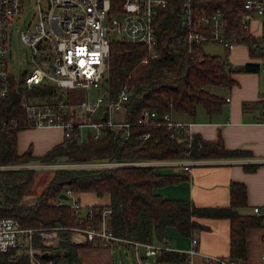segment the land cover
Returning a JSON list of instances; mask_svg holds the SVG:
<instances>
[{
  "label": "trees",
  "instance_id": "obj_1",
  "mask_svg": "<svg viewBox=\"0 0 264 264\" xmlns=\"http://www.w3.org/2000/svg\"><path fill=\"white\" fill-rule=\"evenodd\" d=\"M244 0H198L205 10L220 7L225 12L230 32H239V20ZM172 3L162 9L157 18L159 56L149 59L146 46L123 40H113L109 53V96L114 97L124 84L134 87L126 102L125 119L131 122V132L126 138L114 136L107 130L99 139L89 137L85 142L63 139L42 155H33L30 149L19 153L16 147L17 133L21 127L9 126L0 130V164H21L36 160L40 163H64L87 161H138L170 159L183 156L210 158L237 153L225 149L221 138L202 140L193 136L186 146L184 131H171L163 124L142 126L136 123L140 109L185 112L195 115L197 105L209 112L219 109L223 98L213 93L211 86H225L233 82L234 68L219 55L205 53L201 46L190 50L181 47L173 52L169 48L173 37L183 32L182 21ZM252 44L253 38H244ZM246 70L255 69L247 64ZM58 93L55 85L41 83L28 91L29 95L51 97ZM19 94L12 87L9 94L0 98V123L2 120L19 119L22 110ZM149 132L146 139L141 134ZM34 168L0 169V216H13L25 227H57L60 241L57 246L42 245L52 264H80L77 247L92 245L72 244L67 240L69 227L75 224V215L67 204L56 205L55 199L64 188L76 195L91 191L97 195L109 193L111 208L107 223L113 233L140 242L162 240L168 226H174L182 235H191L202 227L199 217H227L230 219V254L246 257L244 231L249 226L261 224L262 216L241 214L237 207L245 203L246 187L243 183L230 184L228 206H197L190 199L165 197L156 187L176 182L182 174L160 171L153 165H111L96 167H56L47 185L32 204H24L22 198L34 180ZM96 206L95 220L101 209ZM40 245L39 240L34 242ZM53 249L54 251H52ZM67 252V253H66ZM11 251L0 253V264H30L27 255L11 258ZM185 254L176 250L161 249L154 256L153 264H168L185 260Z\"/></svg>",
  "mask_w": 264,
  "mask_h": 264
},
{
  "label": "built area",
  "instance_id": "obj_2",
  "mask_svg": "<svg viewBox=\"0 0 264 264\" xmlns=\"http://www.w3.org/2000/svg\"><path fill=\"white\" fill-rule=\"evenodd\" d=\"M24 0H0V98L9 94L12 87L19 94L22 116L18 119L2 120L0 130L9 126L23 128L60 127L63 138L85 142L89 137L101 138L107 130L114 136L128 137L131 122L125 119L126 102L134 91L129 84L122 85L114 97L109 96V53L113 40L140 43L147 47L149 59L159 56L157 18L162 9L172 3L182 21L183 32L173 37L169 48L175 52L181 47L190 50L204 43L221 44L226 55L246 36L253 35L251 21L259 24L256 55L258 72L264 80V0H244L243 12L239 20V32H230L222 8L205 10L198 0H35L36 20L25 29H19L20 40L31 47V70L13 73L8 68L7 30L10 20L19 17ZM41 83L55 85L58 93L47 98L29 95L28 91ZM65 87H97L101 93L93 98L70 103L60 89ZM228 99V98H227ZM106 112V116H104ZM119 113L121 118L113 117ZM264 121V95H263ZM136 123L142 126L163 124L170 130L184 131L185 145L190 146L193 134L188 123L175 120L170 110L158 113L155 109H140ZM83 127H89L87 136L81 134ZM149 132L140 135L148 138ZM170 159L138 161H87L64 162L60 167H96L121 164L176 166L182 165L189 171L195 159L187 156ZM57 164V163H56ZM23 164H0V169L22 168ZM55 199L56 205L67 204L75 215V224L69 227L67 240L76 245L88 242L97 246L116 247L133 244L135 256L141 264L138 246L143 247L144 256H154L166 246L153 242H140L119 236L109 228L107 219L111 212L104 206L95 220L96 207L83 204L69 188ZM252 212L264 219V207L253 206ZM39 240L40 245L34 242ZM57 227H25L13 216H0V253L9 252L11 258L27 255L30 264H42V245L54 247L60 241ZM197 239L192 238L187 253L196 251ZM264 245V233H263ZM264 258V253H263ZM45 264H52L48 259ZM205 264H246L244 260L232 256H205Z\"/></svg>",
  "mask_w": 264,
  "mask_h": 264
},
{
  "label": "crops",
  "instance_id": "obj_3",
  "mask_svg": "<svg viewBox=\"0 0 264 264\" xmlns=\"http://www.w3.org/2000/svg\"><path fill=\"white\" fill-rule=\"evenodd\" d=\"M253 30L252 44L247 41L236 44L227 56L221 44L219 55L231 67L233 82L225 86H211L209 89L221 96L223 102L219 109L209 112L203 105H197L194 116L185 112L171 111L175 120L188 123V130L193 136L202 140L222 139L225 149L237 153L214 156L210 158H193L189 171L182 165H176L165 172L184 175L176 182L160 185L156 191L165 197L190 199L197 206H228L230 204V184L243 183L246 187L245 203L236 209L241 214L255 215L253 206L264 207V121L263 95L264 80L258 72L259 63L256 55L259 52L257 39L259 24L256 19L251 21ZM206 53V52H205ZM210 54V53H208ZM247 64L255 69L246 70ZM228 98V99H227ZM60 127H37L19 130L16 147L19 153L26 151L30 144L33 155H42L55 144L63 141ZM38 196V194H37ZM34 200L27 201L32 204ZM78 198L86 205H107L109 193L97 195L91 191L80 192ZM202 227L195 228L191 235H182L174 226L166 227L162 240L153 243L166 246L185 254V264H205V256L229 257L230 254V219L227 217H199ZM264 219L261 224L249 226L244 231L246 257L239 258L246 264H264ZM197 239L196 251L187 253L192 238ZM161 243H158L160 242ZM132 247L123 244L116 247ZM115 247L84 245L77 247L80 264H110ZM138 246L139 255L142 257ZM155 256V255H154ZM136 257V256H135ZM234 257V256H232ZM238 258V257H235ZM29 260V259H28ZM154 260V258H153ZM30 263V262H29ZM172 262L168 264H176Z\"/></svg>",
  "mask_w": 264,
  "mask_h": 264
},
{
  "label": "rangeland",
  "instance_id": "obj_4",
  "mask_svg": "<svg viewBox=\"0 0 264 264\" xmlns=\"http://www.w3.org/2000/svg\"><path fill=\"white\" fill-rule=\"evenodd\" d=\"M35 0H24L23 9L19 17H15L10 20L7 30L8 48L10 54L8 56V68L10 72L21 73L23 70L28 72L31 70V47L23 43L19 38V29H25L29 23H33L36 18ZM202 50L206 53L216 54L220 52V46L213 43H204L201 46ZM62 95L69 100L70 103L79 102L81 99L90 98L93 99L101 93V89L97 87L81 88V87H65L60 89ZM113 117L121 118L119 113H112ZM32 128H23L21 130H29ZM91 129L89 127H83L81 134L87 136V132ZM28 149L33 151V145L30 144ZM22 168H34V180L29 185L25 195L22 198V202L27 204V201L34 200V198L41 192V190L47 185L49 179L52 177L53 170L56 167H60L59 163H40L36 160L30 162L21 163ZM173 166H155L157 170L168 171ZM16 168V167H15ZM158 243H161L158 242ZM80 247V246H78ZM54 251L53 249H51ZM140 253L143 254V249L140 248ZM154 256L142 257L141 264H153ZM110 264H139L133 248L128 246L115 247L112 253V260ZM176 264H185L184 262Z\"/></svg>",
  "mask_w": 264,
  "mask_h": 264
},
{
  "label": "water",
  "instance_id": "obj_5",
  "mask_svg": "<svg viewBox=\"0 0 264 264\" xmlns=\"http://www.w3.org/2000/svg\"><path fill=\"white\" fill-rule=\"evenodd\" d=\"M106 115H107L106 112H104V116H106ZM60 196L63 197V198H66V197H67V196H66L65 194H63V193H61ZM47 253H48V252H44V253L42 254V256H43V257H46V256H47ZM66 253H67V252H66Z\"/></svg>",
  "mask_w": 264,
  "mask_h": 264
}]
</instances>
